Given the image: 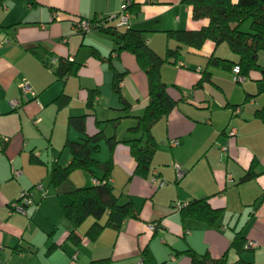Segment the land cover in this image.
Segmentation results:
<instances>
[{"label": "crops", "instance_id": "obj_1", "mask_svg": "<svg viewBox=\"0 0 264 264\" xmlns=\"http://www.w3.org/2000/svg\"><path fill=\"white\" fill-rule=\"evenodd\" d=\"M126 1L135 12L129 29L145 32L148 45L161 56L178 47L165 32L198 30L209 22L194 19L185 0H5L0 6V26H13L0 31V264H93L106 259L103 264H190L184 254L188 249L213 259L226 255L229 264L239 260L264 264V123L255 118V112L264 108L263 74L253 72L238 83L237 68L231 72L209 68L212 82L198 87L211 55L233 61L238 57L211 41L201 50L183 47L180 56L161 69L170 95L180 101L152 129L158 150L148 177L135 175L136 162L124 142L139 137L129 129L149 103L146 76L135 56L118 53L104 32L74 30V22L115 14ZM60 59L79 66L77 74L58 79ZM107 60L116 71L126 72L121 91L133 116L117 128L108 124L101 128L107 138L121 141L112 153L109 182L121 204L133 203L136 216L126 219L120 231L105 229L95 240L87 236L94 223L90 217L76 230L79 242L74 243L67 240L70 226L60 207L61 200L68 204L71 199H60L44 183L50 182L51 169L71 162L66 140L81 138L68 129L70 117L89 114L86 133L93 135L97 120L122 115ZM26 81L33 95L22 94L20 85ZM92 91L97 92L94 112L87 107ZM13 101L18 103L12 105ZM228 128H235L237 135H229ZM174 139H180V145L171 146ZM101 148L97 159L109 161L104 142ZM31 157L41 164L30 163ZM254 160L257 175L241 182ZM177 165L185 172L182 179L177 177ZM102 176V171L96 172L97 178ZM94 181L85 172L70 177L76 188ZM38 185L42 190L35 192V204L25 214L11 210L22 191ZM204 198L222 210L219 219L213 225L183 220L177 205ZM238 232L248 244L256 243L241 255L230 249ZM54 244L58 247L48 251Z\"/></svg>", "mask_w": 264, "mask_h": 264}, {"label": "trees", "instance_id": "obj_2", "mask_svg": "<svg viewBox=\"0 0 264 264\" xmlns=\"http://www.w3.org/2000/svg\"><path fill=\"white\" fill-rule=\"evenodd\" d=\"M192 7V15L196 20L208 19V24L198 30H168L166 33L168 39L175 40L178 47L168 49L161 56L157 54L148 45L146 33L138 30L129 29V27L119 30L113 27L101 29L118 46V53L129 52L133 54L140 69L144 72L148 83L149 103L142 116L136 117L137 125L129 129V133L139 135L128 142L130 153L136 162L135 175L148 177L152 161L158 150V142L153 135V127L168 113H170L179 103L169 93V87L162 79L161 69L164 65L170 63L171 59H177L183 47H190L194 50L203 48L207 41L213 42L216 46L226 43L232 53L238 57V60L223 59L211 55L207 61L206 68L201 80L197 86L201 87L204 83L212 82V74L209 68L220 69L225 72H231L236 69V76L243 78L249 77L253 72L260 71L264 77V68L259 63V54L264 52V0H185ZM5 0H0V6ZM132 12V19L135 17L133 6L129 7ZM87 20V19H85ZM95 20V19H89ZM79 21V20H78ZM78 21L74 22L77 23ZM132 22V21H131ZM248 27L247 31L243 28ZM10 27L0 26V31L7 30ZM96 57L101 60L102 57L97 51H94ZM109 67L114 71L112 89L119 96L122 105L121 116L105 122L96 121L98 131L93 135L86 133L87 119L89 114L70 117L68 120V129H74L81 138L78 141L67 139L64 149L71 155V162L63 167L57 166L50 170L49 187L54 188L57 196L61 199L68 196L71 202L64 204L61 200V211L70 226V232L67 240L78 243L79 237L76 230L88 219L93 218L94 223L87 232L91 240L98 238L105 229L120 231L123 223L128 218L136 216L135 208L132 202L120 203L121 197L116 194L114 187L110 184L109 178L112 171V153L116 145L121 143L115 137L107 138L104 130L101 129L104 124L117 128L122 120L133 117L131 115V103L125 99L121 91V83L126 72H118L114 69L110 60H107ZM79 66L68 59H60V64L55 74L58 79L76 75ZM97 92L92 91L89 95L87 107L94 112V97ZM62 101H60V106ZM238 108V106H234ZM255 118L264 123V108L255 112ZM104 142L110 153V160L100 162L96 156L101 153V143ZM30 163L38 164L41 162L33 157ZM258 161L254 160L242 177L241 182L249 181L257 173L255 171ZM77 171L85 172L99 184H93L85 188H76L70 184V177ZM102 171L101 178L96 177V172ZM94 181V182H95ZM34 187L28 189L30 191ZM264 194L262 195V198ZM20 201V199H19ZM18 201V202H19ZM11 206V210H13ZM181 217L193 219L213 225L221 216V209H214L210 206L208 198L195 200L180 209ZM105 219L104 223L101 221ZM52 245L48 251L57 248ZM230 249H234L241 255L251 248L248 241L242 236L241 232L235 234ZM253 249V248H252ZM190 257V264H229L226 255L220 259H213L208 254L199 255L194 250L188 249L184 252ZM106 260H97L93 264H103ZM235 264H246L239 260Z\"/></svg>", "mask_w": 264, "mask_h": 264}, {"label": "built area", "instance_id": "obj_3", "mask_svg": "<svg viewBox=\"0 0 264 264\" xmlns=\"http://www.w3.org/2000/svg\"><path fill=\"white\" fill-rule=\"evenodd\" d=\"M131 5L130 1L123 2L120 10L115 13V14H109V15H100L95 18V20H85V19H80L77 23L74 25V30L78 33H87L92 30H101L104 28L108 27H113L115 29H125L130 26L131 21H132V12H130L129 7ZM57 61L53 60L52 63L55 64ZM245 80V78L241 76H237L235 78V81L238 83H242ZM20 89L22 91V94L24 96H27L29 94L33 95V90L30 86V84L26 81L20 85ZM18 102L13 101L12 105H16ZM236 112H240V110H236ZM227 133L231 136L237 135V130L235 128H228ZM180 139H174L171 140L170 144L171 146L175 147L180 145ZM226 150V148L224 149ZM176 173L178 179H182L185 175V172L182 170L180 166H176ZM15 176L19 175L18 171L14 172ZM96 184H99L98 181H95ZM165 185L164 182L161 183V186ZM42 190V186L38 185L34 189L30 191H22L20 194V201L16 203L13 206V211L20 213V214H25L26 213V208L29 206L34 205V199L33 196L35 192H38ZM177 208L181 209L182 206L180 204L177 205ZM156 226H151L150 229H155ZM250 248L255 247L256 243H249L248 244ZM141 264V263H140Z\"/></svg>", "mask_w": 264, "mask_h": 264}, {"label": "rangeland", "instance_id": "obj_4", "mask_svg": "<svg viewBox=\"0 0 264 264\" xmlns=\"http://www.w3.org/2000/svg\"><path fill=\"white\" fill-rule=\"evenodd\" d=\"M248 28H249V26L248 27H245L244 26V28H243V30L244 31H247L248 30ZM220 46V45H219ZM221 46H222V48H225L228 52H229V54H231L232 53V51L230 50V48H229V46L226 44V43H224V44H221ZM201 50V49H200ZM260 54H263V53H260ZM184 56H188L187 54H184ZM233 56V55H232ZM191 57V56H190ZM239 88H241V86H239ZM102 153V152H101ZM101 153L97 156V157H99L100 155H101ZM108 153H109V151H108ZM109 158H110V155H109ZM83 172L82 171H78V174H82ZM74 174V173H73ZM72 174V175H73ZM48 183H49V180L46 182V183H44L46 186L48 185ZM159 184H160V186H161V183L159 182ZM48 189H50V192H54V188H49V187H47V190Z\"/></svg>", "mask_w": 264, "mask_h": 264}]
</instances>
